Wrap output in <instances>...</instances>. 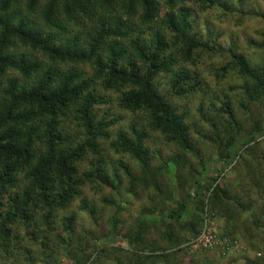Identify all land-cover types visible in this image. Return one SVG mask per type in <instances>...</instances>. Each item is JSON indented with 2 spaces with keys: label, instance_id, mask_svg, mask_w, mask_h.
Here are the masks:
<instances>
[{
  "label": "trees",
  "instance_id": "obj_1",
  "mask_svg": "<svg viewBox=\"0 0 264 264\" xmlns=\"http://www.w3.org/2000/svg\"><path fill=\"white\" fill-rule=\"evenodd\" d=\"M188 1L0 0L1 250L17 237L16 229L33 228L40 234L48 220L70 206L79 194L82 176H87H79V163L89 152L99 155L97 141L107 125L95 113L106 98L95 92L97 86L113 92L116 105L131 114L132 121L140 117L141 129L135 122L129 124V139L119 132V139L126 143H113L117 151L126 145L129 154L139 152L144 158L150 133H159L183 152L193 149L185 115L171 104L198 91L196 79L181 63L194 64L197 54L209 48L191 31L189 13L180 6ZM197 1H208L211 6L216 0ZM84 66L89 67L90 76L82 70ZM220 70L225 75L235 71L243 79L244 94L251 102L264 98V70L254 68L243 56L233 54ZM161 77L169 87L164 93L158 88ZM223 104L225 115L217 113V122L214 117L203 120L213 131L201 135L222 148L232 162L237 148L253 143L264 130L256 127L236 140L239 129L230 100ZM73 123L84 131L83 141L75 145H71L66 128ZM233 126L237 133H232ZM34 142L44 145L47 152L33 167L31 158L40 152L39 148L32 151ZM177 160L176 156L171 162ZM259 182L257 178L251 184L262 188ZM196 196L187 195L176 210L164 214L180 226L181 212L194 201L196 211L185 226L192 236L203 231L199 232L204 221L199 213L220 214L230 225L233 209H243L240 196L218 186H214L207 208ZM258 196L263 204L259 215L238 230L232 225L231 234L245 239L254 252L264 253V192L260 190ZM73 220L67 217L64 221L66 231ZM258 230L260 240L255 241ZM133 234L129 245L143 248L142 237L135 231ZM178 240L175 237L172 243L178 244ZM77 256H85L84 246L78 247ZM143 258L168 262L166 255ZM96 261L101 262V255ZM109 263L113 264L111 259ZM244 264H264V255Z\"/></svg>",
  "mask_w": 264,
  "mask_h": 264
},
{
  "label": "rangeland",
  "instance_id": "obj_2",
  "mask_svg": "<svg viewBox=\"0 0 264 264\" xmlns=\"http://www.w3.org/2000/svg\"><path fill=\"white\" fill-rule=\"evenodd\" d=\"M180 6L189 13L192 33L209 47L197 54L194 64L181 63L196 79L198 91L171 102L185 115L193 149L183 152L159 133H150L145 141L149 151L144 152V158L139 152L129 154L126 145L117 151L113 143H126L124 138L119 139V132L129 139V124L135 122L141 129L140 117L132 121L134 117L116 105L114 93L97 86L95 92L106 98L95 113L107 125L97 141L99 155L89 152L79 163V176L87 174L82 176L79 194L70 206L48 220L49 225H44L40 234L33 228L16 229L17 237L9 247L0 249V264H108L110 259L113 264H244L258 257L245 239L231 234V226L238 230L250 223L263 206L258 195L260 190L264 192V134L238 147L232 162L222 148L202 135L212 133L204 121L214 117L217 122L218 114L224 116L221 110L228 99L239 129L236 140L256 127L264 130V98L251 102L244 94L243 79L235 71L225 75L220 70L233 54L264 70V0H216L211 6L208 1L202 4L189 0ZM82 70L91 75L88 66ZM158 82L161 93L169 90L165 78ZM66 128L71 145L83 141L81 127L73 123ZM231 130L237 133L235 126ZM176 156L178 160L171 162ZM257 178L262 188L252 186ZM214 186L240 196L239 204L246 211L234 208L230 225L220 214L199 213L204 217L199 232L204 230L213 238L212 245H204L197 240L199 234L192 236L185 228L196 211L194 201L181 212L180 226L165 215L176 210L189 194L197 195L207 208ZM67 217L74 219L68 231L64 226ZM134 231L142 237L143 248L129 245ZM257 235L259 239L253 240H260V230ZM175 237L179 245L172 243ZM80 245L84 246L85 256L77 258ZM98 255L101 262H95ZM146 255H166L168 262L145 261Z\"/></svg>",
  "mask_w": 264,
  "mask_h": 264
},
{
  "label": "clouds",
  "instance_id": "obj_3",
  "mask_svg": "<svg viewBox=\"0 0 264 264\" xmlns=\"http://www.w3.org/2000/svg\"><path fill=\"white\" fill-rule=\"evenodd\" d=\"M39 148L40 152L34 156L33 158H31V166H36L39 163L40 158L46 154L47 152V148L42 145V144H38V143H33V148L32 151L35 152V150ZM27 170V169H26ZM257 255H264V253H258ZM241 264H243V262H241Z\"/></svg>",
  "mask_w": 264,
  "mask_h": 264
},
{
  "label": "built area",
  "instance_id": "obj_4",
  "mask_svg": "<svg viewBox=\"0 0 264 264\" xmlns=\"http://www.w3.org/2000/svg\"><path fill=\"white\" fill-rule=\"evenodd\" d=\"M197 240H200L201 243H203L204 245H212L213 242V238L208 236L205 231L203 230L200 234Z\"/></svg>",
  "mask_w": 264,
  "mask_h": 264
}]
</instances>
